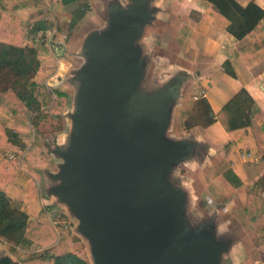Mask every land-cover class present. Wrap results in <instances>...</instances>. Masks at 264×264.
Segmentation results:
<instances>
[{
    "label": "crops",
    "instance_id": "1",
    "mask_svg": "<svg viewBox=\"0 0 264 264\" xmlns=\"http://www.w3.org/2000/svg\"><path fill=\"white\" fill-rule=\"evenodd\" d=\"M34 1L0 6V23L8 31L16 27L28 43L29 29L39 21L47 22L46 31L31 37L51 38L56 65L42 66L35 80L41 82L42 74L58 80L55 89L75 98L81 91L71 93V84L83 87L84 72L98 60L112 63L114 44L124 43L121 70L132 72L131 79L117 87L118 97L125 102L124 113L145 114L140 128L162 107V140L177 148V163L191 178L178 184L170 179L168 185L174 189L170 191L180 198L186 195V207L190 197L196 202L199 196L214 204L209 221L201 224L204 231L209 226L206 234L216 244L230 241L226 253L230 264H264V243L259 241L261 237L264 242V49L247 58L240 53L254 36L236 38L219 27L217 16L215 25L208 24L206 13L212 4L207 0H37L43 1L41 7ZM236 1L242 6L255 2L264 9V0ZM258 56L259 61L254 58ZM80 59L83 67L74 70L72 78L60 76L63 70L57 71L58 64L72 66ZM226 62L233 74L224 69ZM243 90L253 101L251 124L245 132L232 133L226 107ZM202 99L211 109L214 122L210 125L200 116ZM190 119L193 125L188 128ZM252 151L257 161L243 158ZM221 226L226 230L217 239ZM218 251L217 258L223 253Z\"/></svg>",
    "mask_w": 264,
    "mask_h": 264
},
{
    "label": "water",
    "instance_id": "2",
    "mask_svg": "<svg viewBox=\"0 0 264 264\" xmlns=\"http://www.w3.org/2000/svg\"><path fill=\"white\" fill-rule=\"evenodd\" d=\"M114 45L112 63L98 60L83 74L88 83L83 92L88 99L82 124L86 142L75 163L63 170L68 182L61 192L83 218L99 264H152L154 257L168 251L170 221L179 206L171 191L147 207L142 200L152 187L150 168L163 159L160 155L169 160L178 152L162 140V107L140 128L126 123L117 87L129 81L132 72L121 70L124 43ZM203 236L206 240L195 245L201 248L200 259L187 264H205L203 253L208 261L219 250L208 234Z\"/></svg>",
    "mask_w": 264,
    "mask_h": 264
},
{
    "label": "trees",
    "instance_id": "3",
    "mask_svg": "<svg viewBox=\"0 0 264 264\" xmlns=\"http://www.w3.org/2000/svg\"><path fill=\"white\" fill-rule=\"evenodd\" d=\"M20 1L25 0H0V6ZM207 1L212 4L206 13L208 24L215 25L214 18L217 16L221 23L219 27L236 38L254 36L250 46L240 50L243 56H257L259 49H264V9L255 2L242 6L236 0ZM40 2L35 0L34 5L43 6V1ZM48 28L47 22L39 21L29 29L28 37ZM16 29L14 27L8 31L0 23V84L6 85L0 88V93L14 91L24 107L21 112L13 108H0V142L13 153L8 157L0 154V237L20 247L16 253L22 264H91L84 247L79 240H74L67 224L55 228L49 221L41 219L44 206L36 180L9 160L10 156L19 155L16 143L29 139L18 130L31 129L35 132L33 147L41 148L38 124L39 118L44 117L43 110L51 108L52 113L62 114L69 99L66 93L49 90L35 80L46 63L45 59L49 62L55 60L50 48L44 42L38 43L34 37L24 43L23 34ZM254 58L259 61V56ZM224 69L233 74L229 62L224 64ZM243 98L247 100L246 104L242 102ZM200 103V116L205 117L204 124H212L214 119L210 116L209 104L203 99ZM252 105L253 101L245 90L228 104L226 110L230 115L229 129L232 133L245 132L250 127ZM27 114L31 115V124L24 118ZM192 125L191 119L188 120L186 126L190 128ZM252 154H256L255 151ZM259 241L264 243L261 237ZM39 246L48 248L36 251Z\"/></svg>",
    "mask_w": 264,
    "mask_h": 264
},
{
    "label": "rangeland",
    "instance_id": "4",
    "mask_svg": "<svg viewBox=\"0 0 264 264\" xmlns=\"http://www.w3.org/2000/svg\"><path fill=\"white\" fill-rule=\"evenodd\" d=\"M30 38L28 42H30L33 37L30 36ZM33 39L38 43L44 42L46 45L49 43V46L47 45L49 48L50 45H52V41L48 40L51 38L39 36ZM50 50L52 51L51 48ZM58 50L59 56L61 57L62 54L60 50L62 49L58 48ZM52 54H54L53 51ZM45 62L43 66L50 67L56 65L55 60L49 62L48 59H45ZM80 67H83L81 59L76 64H72V66H66L64 63L58 64L56 69L58 71L62 68L63 73L60 76L63 77L67 74L64 78L69 80L73 77L74 70L76 71ZM80 74L82 75V72H80ZM41 76L42 83L39 82L40 84L47 86L49 90L57 88L56 83H59L58 80L50 81V78H47L43 74ZM71 85H74V87L69 89L71 93L74 89L79 91V88L81 92L80 95L75 98L72 96L69 97L68 105L67 108L64 109V113H52L50 108L43 110L45 113L43 118L40 117V119L37 117L39 118L38 133L41 137L42 147H33L35 132L31 129L28 131L19 129L18 132L23 135L26 134L29 139L16 143L19 155L17 157L14 155L10 156L9 160L14 161L13 163L17 168L23 170L36 180L41 192L42 205L44 206L41 219L43 221H49L55 228H58L62 224H67L71 228L74 240H79L84 247L90 263L99 264L95 241L88 234L83 218L75 208L73 201L67 199L61 192L66 188V183L68 182L63 170L68 167L70 162L75 163L76 156L82 153L81 150L84 148L86 142L84 132H82V124L87 120V113L84 107L87 98L82 94V89L86 88L88 83L85 81L83 87L77 82ZM5 86V84H0V88H4ZM1 97H3V99H1ZM131 103L132 105L134 104L133 99ZM0 108H5L7 110L13 108L18 112L24 111L23 105L18 100L16 93L12 90L0 93ZM144 115L145 114L140 112L136 113L135 111H131L127 114V121L131 126L133 125L134 128L137 129L139 127L138 125L141 124L144 119ZM3 118L6 119V117ZM24 118L30 121L31 124V115L27 114ZM32 147L33 149H31ZM0 154L8 157L9 154L13 153L0 142ZM160 157L163 159L159 160L157 164H153L150 168L152 187L149 188L143 196L142 205L145 207L152 204L150 202H156L155 200L162 198L164 192H169L171 189L174 190L168 185L171 184L170 179L172 183L175 184H178L179 181H191V178L185 177L187 170L183 168V164L177 163V157L169 160H165L163 155H160ZM24 161L26 162L25 164L23 163ZM197 163L198 162L195 161L192 162V166H196ZM174 164L175 166H173ZM206 164L207 162H205L204 165ZM183 184V186L186 185L185 183ZM186 186L188 187V185ZM188 194L189 196L191 195V193ZM175 196L177 197L175 198L179 208L173 211V214H175L170 221L171 231L169 229L168 251L163 256L154 257L152 264H187L191 259L196 257L199 258L201 248H195V245H198L201 241H205L206 237L202 234L209 232V226L204 231V225L201 223L209 221L210 211L215 210L214 204L210 205L205 199V196L203 200H201L199 196V198L195 197L196 202L190 197V201H188V206L186 207L183 202L186 195H183L182 198H180L178 194H175ZM16 205L19 204L16 203ZM202 210L204 213L203 216L200 214ZM205 213L207 215H205ZM198 228H202V233L198 232ZM220 243V248L218 249H221L223 252H221L222 255L220 254L222 257L218 256L217 258L216 255H218L219 252L217 251L215 256L213 254V258L211 257L207 261L203 253L202 261H204L205 264H230V260L226 257L227 248L230 249V241H221ZM46 248H48V246H39L36 251ZM19 249L20 247H16L0 237V264H22L16 253ZM220 259H223V261L219 262Z\"/></svg>",
    "mask_w": 264,
    "mask_h": 264
},
{
    "label": "built area",
    "instance_id": "5",
    "mask_svg": "<svg viewBox=\"0 0 264 264\" xmlns=\"http://www.w3.org/2000/svg\"><path fill=\"white\" fill-rule=\"evenodd\" d=\"M201 95L204 96V95H205V91H202V92H201ZM195 98L198 99L199 97L196 96ZM243 158H245V159H250V160H252V161H257V160H258V157L255 156V155L252 154V153L244 154V155H243Z\"/></svg>",
    "mask_w": 264,
    "mask_h": 264
},
{
    "label": "clouds",
    "instance_id": "6",
    "mask_svg": "<svg viewBox=\"0 0 264 264\" xmlns=\"http://www.w3.org/2000/svg\"><path fill=\"white\" fill-rule=\"evenodd\" d=\"M225 211H228V209H225ZM225 230H226V227L225 226H221L220 228H218L217 231H216V233H215L216 238L219 239L220 233L223 232V231H225Z\"/></svg>",
    "mask_w": 264,
    "mask_h": 264
}]
</instances>
